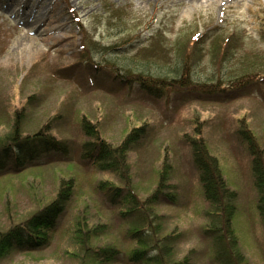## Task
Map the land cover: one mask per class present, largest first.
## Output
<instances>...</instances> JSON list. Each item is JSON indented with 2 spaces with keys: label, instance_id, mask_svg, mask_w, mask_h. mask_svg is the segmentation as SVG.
<instances>
[{
  "label": "rangeland",
  "instance_id": "rangeland-1",
  "mask_svg": "<svg viewBox=\"0 0 264 264\" xmlns=\"http://www.w3.org/2000/svg\"><path fill=\"white\" fill-rule=\"evenodd\" d=\"M193 34L198 37L195 44L189 41ZM226 38L231 40L230 51L222 60L220 46ZM85 44L97 64L115 61L123 69L154 75H177L173 70L183 60L184 49H192L199 58L190 64L193 81L227 86L228 80L253 67L264 74V0H0V135L10 129L11 112L27 105L26 133L57 113L54 132L75 149L72 162L0 179L4 228L36 210L40 202L35 194L47 202L61 178H73L70 200L48 244L11 250L0 264H146L129 257L138 244L129 231L135 219L121 215L125 205L111 203L97 188L99 180L119 184L116 175L80 158L79 145L86 139L79 126L83 115L97 121L101 134L114 144L132 125L147 122L144 139L128 155L133 185L145 198L167 162L176 198L154 204L163 222L159 236L178 234L171 260L188 255L191 264H217V248L203 230L210 205L202 197L199 171L182 138L191 133L197 117L205 145L237 193L232 226L238 248L247 264H264V223L257 209L251 157L237 136L243 117L259 145L264 144V83L213 98L186 91L152 98L137 88L129 92L127 85L85 64ZM83 204L93 222L105 225L92 245H111L114 259L83 257L73 232Z\"/></svg>",
  "mask_w": 264,
  "mask_h": 264
},
{
  "label": "trees",
  "instance_id": "trees-1",
  "mask_svg": "<svg viewBox=\"0 0 264 264\" xmlns=\"http://www.w3.org/2000/svg\"><path fill=\"white\" fill-rule=\"evenodd\" d=\"M80 30L82 24L79 17L72 12ZM84 36V34H83ZM83 38V37H82ZM198 40L196 34L191 35L190 42L195 44ZM229 41V43H228ZM155 40L152 42L155 47ZM231 40L226 38L223 49L224 57L230 51ZM186 49V48H185ZM182 53L180 65L176 66L172 74H153L149 72H133L121 68L115 61H106L103 65L95 63L89 55L90 47L82 46L81 58L85 64H90L95 71H104L110 75L113 82H120L129 87V92L137 88L148 97H169L171 93L197 92L213 98L225 95L230 90L246 92L248 87L264 81V74L259 73L255 67L237 74L234 79L228 80L229 85H220V82H195L191 78V63L198 61L194 57L192 49ZM147 52L150 49H145ZM145 53V52H144ZM91 85V84H90ZM32 101H27L31 103ZM27 105L11 112L10 129L0 135V179L21 175L23 172H37L45 166L66 161L72 162L75 149L72 142L57 136L54 132L57 113L49 114L39 121L30 132L24 131L27 120ZM237 136L245 142L246 148L252 157V172L254 184L258 191L257 209L264 223V144L259 145L253 131L248 127L246 120L239 118ZM191 133H184L183 140L189 145L192 160L199 171V182L202 184V197L210 205L206 212L207 224L203 230L214 242L215 261L217 264H247L237 245L232 219L235 212L233 200L236 191L231 189L223 177L222 169L216 156L212 155L202 136L201 121L197 117L192 119ZM147 122L132 125L122 139L116 144L105 138L100 130L98 122H91L86 115L79 120V126L86 139L79 145L80 158L87 161L102 172L114 173L118 183L109 180H99L97 188L102 191L113 204L120 202L125 206L120 210L121 215L133 217L135 227H130V235L138 241V244L129 252L131 261H142L146 264H191L188 255L179 260H171L174 253L173 245L178 234L170 232L159 236L163 222L154 212V204L161 199L175 201V193L172 191L175 185L170 184V166L163 161L158 169L156 187L142 198L133 185V177L128 162L129 153L141 144L147 131ZM75 143V142H74ZM72 148V150H71ZM69 158V159H68ZM167 161V160H166ZM28 178V175L25 176ZM33 178V177H32ZM61 178L58 182L56 194L44 202L37 197L40 204L34 212L25 219L14 222L11 225L0 228V259L11 250L21 248H39L49 242L51 230L55 228L59 216L64 212L71 197V176ZM32 185V184H31ZM36 189V187H32ZM33 190V191H34ZM88 207L83 204L79 215L74 221V240L84 253L83 257H104L107 260L114 259L115 248L109 244L92 245V240L104 233L105 225L93 222L85 212ZM9 212V209H8Z\"/></svg>",
  "mask_w": 264,
  "mask_h": 264
}]
</instances>
